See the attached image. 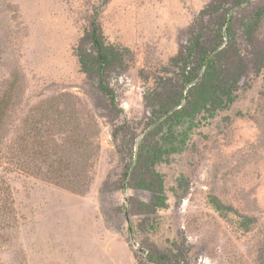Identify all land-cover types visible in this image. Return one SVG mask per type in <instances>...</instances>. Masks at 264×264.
<instances>
[{
	"label": "rangeland",
	"instance_id": "374dc122",
	"mask_svg": "<svg viewBox=\"0 0 264 264\" xmlns=\"http://www.w3.org/2000/svg\"><path fill=\"white\" fill-rule=\"evenodd\" d=\"M211 2L0 0V264H264V19L252 41L244 26L264 0L200 16ZM95 14L127 49L105 78L114 102L78 63ZM197 25L204 38L231 27L234 100L159 123L158 94L181 83L171 58ZM138 146L155 153L163 206L139 173L121 181Z\"/></svg>",
	"mask_w": 264,
	"mask_h": 264
},
{
	"label": "trees",
	"instance_id": "16d2710c",
	"mask_svg": "<svg viewBox=\"0 0 264 264\" xmlns=\"http://www.w3.org/2000/svg\"><path fill=\"white\" fill-rule=\"evenodd\" d=\"M218 1L222 2L223 0ZM231 1L237 7L248 2V0ZM218 5L220 4H217L216 0H212L209 5L199 12V15L202 16L212 9L217 10ZM96 19L97 15L95 14L85 37V40L91 43L92 50L86 52L80 47L77 52L78 63L82 72L96 78L99 91L106 94L111 102H114L113 91L107 86L105 78L116 67L126 70L127 65L123 60V51L126 52L127 49L122 50L116 45L106 43L100 33ZM261 19H264V3L254 11L251 21L244 24L247 29L245 32L250 37V41H252V32ZM205 30V27L201 28L197 25L196 30L191 32L185 51H179L171 58L172 62L179 61L181 63V83H169V87L165 89V92L158 94L155 121L162 119L159 123L166 124L172 120L182 121V119L187 118L191 120L194 114L201 109L209 112L210 117H212L216 110L227 107L234 100V85L243 71L233 66L230 68L231 63L221 62L226 57L228 48L227 46L220 47L223 31L226 32V35L230 34L231 27L226 25L223 31L222 27L217 28L212 38H204ZM189 84L190 86L187 88ZM142 150L143 146H138L135 154L136 164L140 163V166L135 169L131 168V165L127 167L121 181L129 182L139 173L137 177H141L140 181L144 183L146 189L151 191L157 205L163 206L162 180L158 173L151 169L157 158H155V153L151 155L148 152L145 155ZM148 162L150 164L146 165ZM210 203L220 213L230 209L216 198H212ZM144 258L153 264H179L180 262L177 257H175L176 260L173 263L166 255L160 256L158 254L156 256L155 253L146 255Z\"/></svg>",
	"mask_w": 264,
	"mask_h": 264
}]
</instances>
